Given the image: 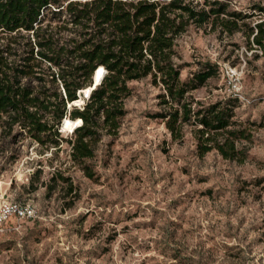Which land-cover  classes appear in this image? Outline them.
Returning a JSON list of instances; mask_svg holds the SVG:
<instances>
[{"label": "rangeland", "instance_id": "1", "mask_svg": "<svg viewBox=\"0 0 264 264\" xmlns=\"http://www.w3.org/2000/svg\"><path fill=\"white\" fill-rule=\"evenodd\" d=\"M208 1L248 18L233 34L190 26L174 46L180 79L206 62L217 67L189 95L204 105L236 99L234 120L251 136L246 160L198 156L188 125L173 141L152 117L161 90L150 79L128 83L118 132L102 135L91 159L71 160L69 117L42 143L0 129V210H34L3 227L0 264H264V44L246 37L247 26L264 20V0ZM230 79L247 101L232 96Z\"/></svg>", "mask_w": 264, "mask_h": 264}, {"label": "trees", "instance_id": "2", "mask_svg": "<svg viewBox=\"0 0 264 264\" xmlns=\"http://www.w3.org/2000/svg\"><path fill=\"white\" fill-rule=\"evenodd\" d=\"M193 3L0 0L2 133L10 135L17 128L42 143L44 136L57 138L62 120L69 117L73 124L80 121L70 132L71 160L91 159L100 137L118 132L124 100L131 94L128 83L150 79L161 90L160 112L152 117L163 122L173 141L183 139L188 125L198 156L215 151L224 160L243 163L251 136L234 120L236 99L207 105L194 100L189 94L215 76L217 67L206 62L183 82L174 46L192 25L233 34L248 16L229 11L220 1ZM247 28L246 37L262 48L264 20ZM97 68L103 77L91 88ZM90 88L84 106L76 108L78 96Z\"/></svg>", "mask_w": 264, "mask_h": 264}, {"label": "built area", "instance_id": "3", "mask_svg": "<svg viewBox=\"0 0 264 264\" xmlns=\"http://www.w3.org/2000/svg\"><path fill=\"white\" fill-rule=\"evenodd\" d=\"M231 76H233V73H231ZM229 91L232 94L233 97L239 98L241 101H247L244 100L243 97L240 96L238 93L239 88L237 81L234 79H230L229 82ZM34 216V210L30 206H22L18 204H8L1 208L0 210V232L4 231L5 224L11 219H29Z\"/></svg>", "mask_w": 264, "mask_h": 264}, {"label": "water", "instance_id": "4", "mask_svg": "<svg viewBox=\"0 0 264 264\" xmlns=\"http://www.w3.org/2000/svg\"><path fill=\"white\" fill-rule=\"evenodd\" d=\"M99 68V67H98ZM98 68L95 70V72L93 73V75H92V84H91V88H93L95 85H97V84H99L100 83V81H101V79H102V77L100 78V77H97V83H96V81H95V79H96V73L98 72ZM91 88H90V90L89 91H91ZM84 95H86V94H84ZM80 98V96H78V99Z\"/></svg>", "mask_w": 264, "mask_h": 264}, {"label": "bare ground", "instance_id": "5", "mask_svg": "<svg viewBox=\"0 0 264 264\" xmlns=\"http://www.w3.org/2000/svg\"><path fill=\"white\" fill-rule=\"evenodd\" d=\"M99 73H100V75H101V73H102V69L100 70V72L98 71L97 73H96V76L98 75V77H100L99 76ZM90 90V89H89ZM66 125H68V123H66ZM69 125H71V126H73V124H69ZM78 125H80V121H77L75 124H74V127H76V126H78ZM71 131V130H70Z\"/></svg>", "mask_w": 264, "mask_h": 264}]
</instances>
